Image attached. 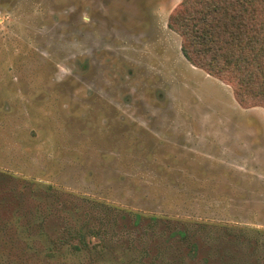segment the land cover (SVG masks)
<instances>
[{"label": "rangeland", "instance_id": "1", "mask_svg": "<svg viewBox=\"0 0 264 264\" xmlns=\"http://www.w3.org/2000/svg\"><path fill=\"white\" fill-rule=\"evenodd\" d=\"M180 2L0 0V170L57 188L44 237L0 223V264H264V108L185 59Z\"/></svg>", "mask_w": 264, "mask_h": 264}, {"label": "trees", "instance_id": "2", "mask_svg": "<svg viewBox=\"0 0 264 264\" xmlns=\"http://www.w3.org/2000/svg\"><path fill=\"white\" fill-rule=\"evenodd\" d=\"M168 27L181 37L182 54L191 65L230 85L234 97L241 106L264 108V0H181L169 18ZM1 178H7L12 184L8 198H2L0 194V206L6 201L12 209V219L0 217V223H15L25 233L44 237V229L49 226L47 211L50 209L39 200L41 196L40 198L37 196V190L49 195L57 188L18 178L2 170ZM18 185L20 190L29 189L32 194L28 209L22 212H20L22 201L19 200L22 198L16 194ZM2 189L0 185V190ZM135 215V221L143 220L142 213ZM166 219L167 223H206L181 218ZM207 225V227L215 225L214 228L220 230L221 234H225L223 232L225 228L228 231V238L238 236L234 228ZM188 230V226H183V229L179 230L178 241H188ZM72 234L71 232L72 239L74 236L78 238L76 243L61 238L46 240L41 242L43 250H34L36 253L30 251L27 254L38 256L40 252H44V256L54 257L55 251L65 246L71 250L72 255H80L82 252L90 251L88 236L98 235L93 227H85L83 231L81 228L74 236Z\"/></svg>", "mask_w": 264, "mask_h": 264}]
</instances>
